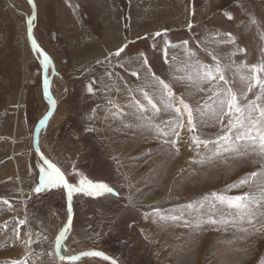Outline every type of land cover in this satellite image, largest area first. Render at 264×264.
Returning a JSON list of instances; mask_svg holds the SVG:
<instances>
[{
  "label": "rangeland",
  "instance_id": "obj_1",
  "mask_svg": "<svg viewBox=\"0 0 264 264\" xmlns=\"http://www.w3.org/2000/svg\"><path fill=\"white\" fill-rule=\"evenodd\" d=\"M35 2L33 31L53 63L47 73L57 102L40 148L70 183L83 173L118 193L73 194L74 217L62 252L101 250L120 264H264V235L252 234L264 218L251 225L235 220L236 210L213 195L259 199L264 156L235 136L232 145L219 139L228 117L222 127L223 96L215 92L224 81L201 78L202 65L219 62L241 105L256 101L241 77L248 74L242 65L264 61V0ZM32 13L28 0H0V264L45 252L48 260L40 264H111L88 257L62 262L51 254L68 208L65 189L34 191L43 162L33 134L50 102L41 57L27 35ZM229 33L234 44L227 42ZM156 78L172 87L176 106L180 98L191 106L194 130L186 112L181 117L167 107L170 98ZM178 122L185 128L177 152L171 141ZM179 161L184 166L176 169ZM176 172L178 188L167 190ZM244 178L248 182L241 185ZM29 233L33 242L26 245Z\"/></svg>",
  "mask_w": 264,
  "mask_h": 264
},
{
  "label": "snow or ice",
  "instance_id": "obj_2",
  "mask_svg": "<svg viewBox=\"0 0 264 264\" xmlns=\"http://www.w3.org/2000/svg\"><path fill=\"white\" fill-rule=\"evenodd\" d=\"M28 2L35 8V0H28ZM229 19H231V15L227 14ZM35 13L28 19V33L29 36H32V27L33 21L35 20ZM255 23V21H253ZM191 27V25H189ZM167 30H165L166 32ZM156 36H160L161 33L157 32ZM231 37V33L227 34ZM228 43H235V37H231ZM32 44L35 50L43 53V50L36 43L35 38L32 37ZM184 44H187V41H184ZM127 44L121 46L114 53L115 56H120L122 52H124ZM239 51H243V49H238ZM166 51V50H165ZM215 60L216 57H213ZM51 62V58L47 55V53H43V63L45 68L48 67ZM143 63L145 65L148 64L147 57H144ZM204 71L201 76L203 80L213 81L219 79L224 81V87L215 92V95L223 96V99L219 101V112L221 114V119H219V123L221 126H224L223 117H228L227 121V131L225 134L219 139L227 142L229 145L234 143L232 137L235 136L236 141H244L248 147H251L253 151H257L258 154L264 156V61L260 63L253 64L250 66L242 65L244 68H248V74L241 77V79L246 84V91L253 92L256 95V101H251L245 105H241L240 98L235 91L231 87L228 86V82L225 80L224 70L217 62V64L213 67L211 65H202L201 66ZM133 75H138L137 73H133ZM155 75L154 73L152 74ZM190 78V77H189ZM157 82L162 85L163 89L166 91L167 96L170 98V102L167 104V107L174 109L179 116L183 117L185 112L187 113V127L189 130L195 129V124L193 123V115L191 106L185 103L183 98H180L178 103L180 106H176V97L172 90V87L165 83L163 80L156 78ZM49 82L45 79L44 89L45 95H47L48 100L54 106L56 101L53 98L52 94L48 91ZM255 90V91H254ZM88 91L92 92L93 88L91 85L88 86ZM243 94V93H241ZM147 96V94L145 93ZM259 101V103L257 102ZM151 102V101H150ZM153 108H156V105H152ZM141 107H143L141 105ZM158 110V109H157ZM48 115H45L44 118L40 121V126L43 127L48 120ZM185 128V124L182 122H178L176 128L173 129L172 134L176 139L171 141V144L176 147V151H179L178 143L181 139V130ZM233 129H242L241 134H237L233 132ZM167 135V133H165ZM192 140L196 143H208L207 141L201 142L198 137L193 136ZM235 151L241 152L240 147H236ZM41 157L43 159V164L40 166V183L35 188V192L39 193L48 188H63L67 192V199L69 201L68 211L70 213L67 223L64 228L60 231L57 239H56V251L59 255L60 261H80L82 258H101L105 261H111V264H118V261L113 257L108 256L103 251L98 250H87L80 252L76 255H63L59 253V249L61 248V241L66 238V234L69 232L72 224V206L71 201L74 193H84L88 196H99L105 193H115V190L110 187L108 184L103 182H94L85 176L83 173H77L79 176L78 183H70L68 177L65 175L64 171L61 170L57 164L53 163L51 160L47 159L41 153ZM257 173H252L251 176L255 177ZM248 182V178H244L240 181V184H246ZM236 185H233L235 187ZM217 200L222 203H226L228 207L236 210L238 215H235L234 219L238 221H245L251 225L253 224V220L264 218V191L260 193V198L257 199L251 196L249 193H244L240 196L233 197H225L223 195L213 194ZM4 203H8L4 201ZM157 214H159V209L155 210ZM161 219H166V217L161 216ZM173 220L177 219V217H172ZM26 221L21 220L19 223L23 225ZM227 223V221H224ZM211 223H217V221L212 220ZM253 235H264V224H261L260 227L256 228L254 225ZM243 231H247V229H243ZM16 240L20 239L19 231L15 233ZM33 241L31 240V233L28 234V239L25 241L26 245H31ZM15 243V241H13ZM11 264H27V256H25L22 260H14L11 261Z\"/></svg>",
  "mask_w": 264,
  "mask_h": 264
},
{
  "label": "water",
  "instance_id": "obj_3",
  "mask_svg": "<svg viewBox=\"0 0 264 264\" xmlns=\"http://www.w3.org/2000/svg\"><path fill=\"white\" fill-rule=\"evenodd\" d=\"M33 13H35V17H36V14H37V10H36V3H35V8H33ZM33 13H32V15H33ZM27 35H28V39H29V41L31 42V44H32V37H34L35 38V36H34V33H33V27H32V36L30 37L29 36V33H28V19H27ZM35 41H36V43L39 45V47L43 50V53H47L44 49H43V47L38 43V41L35 39ZM33 45V44H32ZM38 52V51H37ZM43 53H41V52H38V54H39V57H41L42 58V60H43ZM48 55V54H47ZM42 77H43V83L45 82V79H47V74H46V72H47V68H45V66H44V63H43V61H42ZM48 80V79H47ZM48 82H49V80H48ZM48 91L51 93V84H50V82H49V87H48ZM52 94V93H51ZM50 102V101H49ZM55 108H56V103H55V105L53 106L51 103H50V108H49V110H48V112L45 114V115H48V120L50 119V117L52 116V113L54 112V110H55ZM44 118V117H43ZM43 118H41L39 121H38V123L36 124V127H35V130H34V134H33V148H34V150H35V152L37 153V155L39 156V158L42 160V162H43V159H42V157H41V153H43L42 151H41V149H40V146H39V141H38V139H39V136H40V133L42 132V129L44 128V126L46 125V123H45V125L43 126V127H41L40 126V121L43 119ZM47 120V121H48ZM43 156L44 157H46L44 154H43ZM47 158V157H46ZM48 159V158H47ZM65 193H66V203H67V208L69 207V201H68V199H67V192H66V190H65ZM71 206H72V212H71V217H72V221H73V217H74V207H73V200L71 201ZM69 215H70V213H69V211H68V218H69ZM67 221H68V219H67ZM67 223V222H66ZM65 223V224H66ZM65 226V225H64ZM64 226H63V228H64ZM62 228V229H63ZM60 233V232H59ZM59 235V234H58ZM66 236H67V234H66ZM58 237V236H57ZM57 239V238H56ZM63 247H65V244H64V240L63 241H61V248L59 249V253L60 254H62V248ZM55 251H56V241H55ZM98 251H101V250H98ZM104 252V251H103ZM56 253H57V251H56ZM106 253V252H105ZM108 256H110V257H112L111 255H109L108 253H106ZM58 255V254H57ZM58 257H59V255H58ZM114 258V257H113ZM114 259H116V258H114ZM117 260V259H116ZM66 262H72V261H67V260H65ZM118 261V260H117ZM111 262V261H110ZM118 264H120L119 263V261H118Z\"/></svg>",
  "mask_w": 264,
  "mask_h": 264
},
{
  "label": "bare ground",
  "instance_id": "obj_4",
  "mask_svg": "<svg viewBox=\"0 0 264 264\" xmlns=\"http://www.w3.org/2000/svg\"><path fill=\"white\" fill-rule=\"evenodd\" d=\"M35 3H36V2H35ZM32 8H33V7H32ZM36 10H37V5H36ZM28 17H30V16H28ZM34 22H35V21H33V27H34ZM33 30H34V29H33ZM33 33H34V31H33ZM34 36H35V33H34ZM35 37H36V36H35ZM35 39L37 40V37H36ZM38 43H39V41H38ZM42 61H43V60H42V58H41V62H42ZM49 65H51V66L53 67V63H52V62H50ZM49 65H48V67H49ZM48 67H47V68H48ZM46 74H47V79L49 80L50 84H52V79H51L50 74L47 73V72H46ZM51 93H53V84L51 85ZM124 95H125V94H124ZM52 96H53V98L55 99L54 93L52 94ZM55 101H56V100H55ZM56 103H57V102H56ZM164 121H166L165 118H164L163 122H164ZM165 123H166V122H165ZM164 128H165V127H164ZM43 129H44V128H43ZM40 137H41V133H40V136H39L38 141L40 140ZM184 144H185V142L183 141V146H182V147H183V149H184V151H185V153H186V152H187V148H186V145H184ZM39 146H40V142H39ZM40 149H41V148H40ZM41 151L43 152L42 149H41ZM43 154H44V153H43ZM44 155H45V154H44ZM108 159H110V158H108ZM181 166H184V163H182V161H179L178 163H177V162L175 163V168H176V169L181 168ZM175 168H174V169H175ZM176 169H175V170H176ZM177 171H178V170H177ZM173 174H174L175 176H174ZM173 174L171 173V176H170L171 179H170V181H169V185H168V186L166 185V186H167V190H169V189H177V188H178L177 184H175V183L172 181V178L175 179V177H177L178 172L173 173ZM65 175H66V174H65ZM172 175H173V177H172ZM174 179H173V180H174ZM31 234H32V233H31ZM51 254H52V255L55 254L56 256H58L57 253H56V251H54V250H53V252H52ZM62 254H63V255H68V254H64L63 252H62ZM71 255H73V254H71ZM75 255H76V254H75ZM58 258H59V257H58ZM85 259H86V258H82L80 261L85 260ZM65 262H66V261H65Z\"/></svg>",
  "mask_w": 264,
  "mask_h": 264
},
{
  "label": "built area",
  "instance_id": "obj_5",
  "mask_svg": "<svg viewBox=\"0 0 264 264\" xmlns=\"http://www.w3.org/2000/svg\"><path fill=\"white\" fill-rule=\"evenodd\" d=\"M51 252H53V251H51ZM47 252H45V255L44 256H42V255H40V254H37V253H32V255H31V257L30 258H28V260L27 261H29L30 262V264H40V263H43L44 262V258L46 259V260H48V256H47ZM53 256V255H52ZM55 256V255H54Z\"/></svg>",
  "mask_w": 264,
  "mask_h": 264
}]
</instances>
